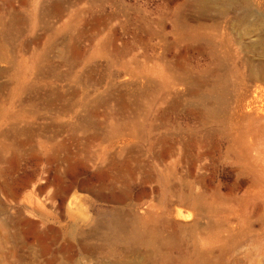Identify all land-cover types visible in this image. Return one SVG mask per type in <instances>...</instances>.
<instances>
[{
	"label": "rangeland",
	"instance_id": "374dc122",
	"mask_svg": "<svg viewBox=\"0 0 264 264\" xmlns=\"http://www.w3.org/2000/svg\"><path fill=\"white\" fill-rule=\"evenodd\" d=\"M264 0H0V264H264Z\"/></svg>",
	"mask_w": 264,
	"mask_h": 264
},
{
	"label": "bare ground",
	"instance_id": "6f19581e",
	"mask_svg": "<svg viewBox=\"0 0 264 264\" xmlns=\"http://www.w3.org/2000/svg\"><path fill=\"white\" fill-rule=\"evenodd\" d=\"M263 26H264V20H263Z\"/></svg>",
	"mask_w": 264,
	"mask_h": 264
}]
</instances>
